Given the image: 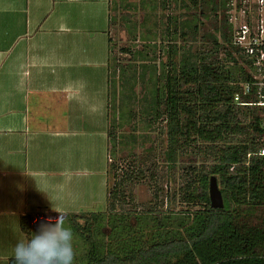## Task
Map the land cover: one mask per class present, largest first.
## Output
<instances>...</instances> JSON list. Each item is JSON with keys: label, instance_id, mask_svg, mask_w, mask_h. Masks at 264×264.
I'll return each instance as SVG.
<instances>
[{"label": "trees", "instance_id": "trees-1", "mask_svg": "<svg viewBox=\"0 0 264 264\" xmlns=\"http://www.w3.org/2000/svg\"><path fill=\"white\" fill-rule=\"evenodd\" d=\"M153 1L140 0L139 9L153 10ZM169 1L178 2L162 0L163 10ZM229 1H182L185 20L168 18L159 32L165 36L160 40L174 41L161 64V80L153 81L152 73L147 79L132 78V85L141 83L150 97L139 117L148 127L164 123L158 133L166 137V150L160 154L167 169L174 170L183 156L189 163L180 167L177 189L164 195L159 186L162 168L149 157L139 155L138 165L124 168L111 160L114 183L107 186L104 212L70 216L75 237L84 244V264H264V157L258 155L264 148L263 109L242 105L256 103L257 96L255 87L244 94L243 86L252 81L251 66L231 44ZM110 5L120 17H110L107 33L112 26L133 36L136 4L110 0ZM124 10L132 15L125 16ZM145 35L144 42L150 31ZM130 59L143 63L144 46ZM138 67L151 70L146 64ZM113 84L109 70L107 136L115 141L119 118L110 113ZM130 139L135 141L134 136ZM211 177L217 181L222 209L210 206ZM146 181L152 183L151 200L136 202V187ZM179 205L199 209L175 216ZM31 224L32 214L20 217V229L27 232ZM97 225L108 240L103 249L96 245V235L101 234Z\"/></svg>", "mask_w": 264, "mask_h": 264}, {"label": "crops", "instance_id": "crops-1", "mask_svg": "<svg viewBox=\"0 0 264 264\" xmlns=\"http://www.w3.org/2000/svg\"><path fill=\"white\" fill-rule=\"evenodd\" d=\"M109 6L0 0V264L24 235L16 212L70 221L108 186Z\"/></svg>", "mask_w": 264, "mask_h": 264}, {"label": "rangeland", "instance_id": "rangeland-1", "mask_svg": "<svg viewBox=\"0 0 264 264\" xmlns=\"http://www.w3.org/2000/svg\"><path fill=\"white\" fill-rule=\"evenodd\" d=\"M139 1L140 0H127L129 3L132 2L136 4V14L132 15V12L126 10L121 11L123 14H125V16H129L131 14L133 18H131L132 21H137V28L133 33V36L132 34L127 35L122 28H114L111 26L108 31V38H110L108 64L110 67V75L114 83L113 89L111 90L112 107H110V113L114 112L115 118H119V125H117L118 128L116 130L117 137L115 141L111 139L109 140L111 146V160L114 161L113 163L116 166H121L124 168L129 164L138 165L140 163L139 160H137L139 155H142V157H149V161H153L160 168H162V172H160L162 174V179L159 182V186L161 187L164 195H169L173 192V190L177 189L180 167L188 165L189 157L183 156L180 158L179 162L175 165L174 170L167 169L168 166L165 164L160 154V152L162 153L166 150V137L165 135L158 133V128H164V123L159 121L148 127L146 123L147 120L141 119L139 117V113L143 110L142 107L147 106L145 102L149 101L150 97L144 85H141V83L132 85V78L135 76L137 80H141V76L144 75L147 79L152 73L153 81L159 82L161 80V64L165 62L167 51L169 50L168 44L173 46L174 41L171 43V41H167V39L160 40L159 36L161 37V35H159V32L165 30V27L168 24V18H176L178 21L183 19L185 20L186 11L184 10V4L180 3L182 1L185 2L186 0H177V4H174L173 1H169L164 10L162 9V0L153 1V10L139 9ZM109 14L110 17L113 15L120 17L119 12L112 11L111 9L109 10ZM132 23L134 24L135 22ZM139 24H142V27H140ZM147 31H150L149 39L144 42L142 39L147 37L145 35ZM161 38H165V36ZM145 44L149 45L150 47H147ZM179 44L180 43H176V46L178 47ZM143 46L147 59L144 60L143 63L140 60L137 61L138 63L134 60H131L130 55H132L135 50L141 51ZM121 49H128L130 52L123 53ZM140 64H146L147 66H150L151 70L147 71L146 69L139 68L138 66ZM144 94L146 95L145 97H143ZM131 98H134V100H131ZM132 101H134L133 104H131ZM133 112L135 113V116H133ZM147 115L150 116V113L147 112L146 116ZM130 136H134L135 141L131 140ZM148 149H151L150 155L147 153V151H149ZM113 183L114 178L112 176L111 169H109L108 185L112 186ZM106 186L107 181L105 183L104 180L103 193L101 196H99V192L95 194L94 198H92L94 199L93 204H95L89 206L87 205L86 208L92 207V209L86 210L84 213H91L95 216L96 214L104 212L107 190ZM151 196L152 183L148 185V182L146 181L140 183L136 187V202L148 203L151 200ZM197 209L199 208H189L188 206L179 205L175 208V216H181L180 214L183 215V213L186 214V212H191ZM17 213L20 212H16L14 217L16 226L20 217L28 215L24 214L17 217ZM52 216L53 214H50L49 212L47 215H44L43 217H40L36 220L37 217L34 218L32 215L31 229L35 231L40 224L46 222V220L53 219ZM64 218L67 220L70 226V221L66 217ZM132 221L134 222V220ZM97 227H100L97 230L101 234L96 235V245L97 247L103 249L108 240L105 236H103L104 232L102 231L101 226L97 225ZM106 234H108L107 230ZM83 245L84 244L80 242L79 239H76L75 264H84L85 257L84 254L82 255Z\"/></svg>", "mask_w": 264, "mask_h": 264}, {"label": "built area", "instance_id": "built-area-1", "mask_svg": "<svg viewBox=\"0 0 264 264\" xmlns=\"http://www.w3.org/2000/svg\"><path fill=\"white\" fill-rule=\"evenodd\" d=\"M226 14L232 30L231 44L251 66L252 81L243 86L244 94H248L251 87L256 88L257 102L242 105L263 109L264 128V0H230ZM234 100L239 102V97ZM258 155L264 157V148Z\"/></svg>", "mask_w": 264, "mask_h": 264}, {"label": "clouds", "instance_id": "clouds-1", "mask_svg": "<svg viewBox=\"0 0 264 264\" xmlns=\"http://www.w3.org/2000/svg\"><path fill=\"white\" fill-rule=\"evenodd\" d=\"M65 209H53V219L24 235L13 249L14 264H75L76 237L64 218Z\"/></svg>", "mask_w": 264, "mask_h": 264}, {"label": "water", "instance_id": "water-1", "mask_svg": "<svg viewBox=\"0 0 264 264\" xmlns=\"http://www.w3.org/2000/svg\"><path fill=\"white\" fill-rule=\"evenodd\" d=\"M209 202L210 206L213 209H222L223 208V200L220 193V190L217 185V181L214 177H211L209 180Z\"/></svg>", "mask_w": 264, "mask_h": 264}]
</instances>
